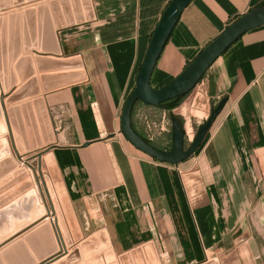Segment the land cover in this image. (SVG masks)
<instances>
[{"label": "crops", "instance_id": "crops-1", "mask_svg": "<svg viewBox=\"0 0 264 264\" xmlns=\"http://www.w3.org/2000/svg\"><path fill=\"white\" fill-rule=\"evenodd\" d=\"M171 1L34 0L0 9L6 23V72L16 75L6 91L0 83V97L7 101L24 87L27 93L13 106L3 101V115L8 113L11 120V112L17 111L30 143L44 139L39 116L48 117L56 141L50 154L79 231H74L67 215L68 222L63 216L61 223L58 220L69 256L77 252L69 264H112V256L122 264L124 255L130 264H200L214 259L219 264L236 259L240 264H264V25L244 33L205 73L201 82L207 114L222 99L227 102L196 157L176 166L161 163L121 133L123 106ZM50 2L58 3L63 28L55 27ZM263 2L192 0L161 53L151 87L170 83L228 26ZM42 7L52 21L51 39L38 24L44 20L39 16ZM26 9L35 11L36 23L37 47L29 51L23 38ZM13 15H19L21 48L11 63L8 27ZM18 73L30 75L19 84ZM50 112L64 118L57 137ZM27 117L35 124V137ZM186 127L187 132L193 130ZM72 201L86 215L90 234H84ZM99 231L106 232L110 245L97 252L101 240H93L88 257L82 244ZM240 231L239 237L230 239ZM220 245L228 251L224 261L210 256Z\"/></svg>", "mask_w": 264, "mask_h": 264}, {"label": "water", "instance_id": "water-1", "mask_svg": "<svg viewBox=\"0 0 264 264\" xmlns=\"http://www.w3.org/2000/svg\"><path fill=\"white\" fill-rule=\"evenodd\" d=\"M25 1L34 0H0V9H7L12 5L18 6ZM191 1L192 0H172L168 5L151 37L148 50L136 77L135 88L127 98L121 115V133L126 140H128L136 149L140 150L144 154L161 163L174 166L188 159L202 146L213 123L225 106L227 98L222 99L216 108L211 109L208 119L199 128L188 148H185L186 129L176 117H172V149L170 151L160 150L147 143L143 137L133 129L132 109L134 104L137 101H140L148 106L159 107L162 103L195 91L200 80L213 63L220 56H222L244 33L264 25V5H262L242 15L238 20L228 26L217 38H215L199 53V55L179 76L173 79L170 83L162 88L153 89L150 83L153 71L181 14ZM64 2L65 0H62V3ZM49 7L50 9L48 12L50 13V16L52 15L55 19V27L59 29L63 28L65 26V21L60 15L58 3L56 4L54 2H50ZM39 11V16L42 17L44 15V20L39 19L38 24L41 29H44V34L50 37V35H53L54 30L52 21L48 18L47 8L44 9L42 7ZM23 18V38L25 50L29 51L36 49L37 38L35 32V11L31 9L24 10ZM72 22L73 21L68 18L67 24L71 25ZM19 26V15H13L10 17L8 27V44L11 63L15 61L14 58H16L19 54L21 48ZM46 38L47 37H45V39ZM42 42L43 41L40 39L41 44ZM5 44L6 23L0 18V83L4 91L11 88L16 79V75L13 70H10L7 76L4 60ZM40 48L42 49L43 46ZM41 52H44L43 49ZM20 63V60L17 61V68L20 66ZM29 75L21 77L18 73L19 84H22ZM76 80H78V77ZM25 89V87L20 88L6 101V105L25 98L27 96ZM0 100L2 101L3 97H0ZM16 112L15 110L11 112L12 115L10 123L13 134L17 142H19V146H22L23 149H27L28 141H26L27 135L23 126V119H21L19 114H16ZM39 117L42 124L44 139L48 144L53 140V133L49 129V120L48 117L43 114H40ZM25 119L27 121V126L30 129V135L35 137L36 127L34 122L31 120V117H27ZM5 131L6 124L0 104V135L4 134ZM6 142L7 141L0 139V148H2L3 151H0V159L8 153L7 148L9 149V145H7L8 142ZM33 144L35 146H39L41 143L40 141H36L34 139ZM87 145L88 143L84 144L85 147ZM50 150L51 149H48V152H50ZM50 153L49 158L51 160L52 173L57 181L58 189L60 190L64 210L74 231L79 233L70 200ZM11 165L14 166V164H11L8 160L6 162L1 161L0 176L3 175L1 173L5 170V168H9ZM20 177L21 173L18 172L16 175L13 174L12 177L0 181V264H37V262H40L39 264H51L61 258L65 259H61L62 261H59L57 264H69L75 257L77 258V252H72L70 256L68 253H65L64 255L60 253L57 254L58 246L53 238L49 226L47 224L38 227L33 225V221H36L35 219L40 217L39 215L42 211L39 210L36 212V206L38 207V203L36 204L35 202L36 206H34V203L32 204L31 201L28 200L30 199L29 197L25 195L20 197L28 189V184L23 183L22 185L15 186L3 193L10 182L13 183ZM17 197L20 198L18 199ZM95 239L101 240V242H99V250H97V252L107 249L110 245L105 231L95 233L90 239L82 244L85 252H88V257L93 253V251H89V246L90 244H93V240ZM110 255L111 252L108 253L109 257H111ZM111 259L112 264H116L113 256ZM128 259V255H124L120 258L122 264H130ZM200 264L219 263L216 259H214Z\"/></svg>", "mask_w": 264, "mask_h": 264}, {"label": "rangeland", "instance_id": "rangeland-1", "mask_svg": "<svg viewBox=\"0 0 264 264\" xmlns=\"http://www.w3.org/2000/svg\"><path fill=\"white\" fill-rule=\"evenodd\" d=\"M0 12H4V11L0 10ZM203 86L204 85L202 84V82H200L197 85L195 91L189 93L188 96L182 102V104L178 108L173 110L172 112L160 109L158 107L157 108H150L148 106H145L144 103L139 101L136 104L137 105L136 111L134 113L135 127L138 131V134L143 136L144 138H146L148 141H150L158 149L170 151L172 149V121L171 120H172V117H176V118L180 119V121L182 122V125L186 129L185 148H188L190 146L191 142L193 141L195 135L197 134L199 128L205 123L206 119H208L209 114H210V113L207 114L208 108L205 105L207 103V95L204 92ZM198 90H199L200 94L198 93L199 96L196 97V93L198 92ZM1 95H3V94H1ZM3 101H6V97H4ZM13 104L14 103H12V106H13ZM2 105H3V102H2ZM199 111H202V113L203 112L206 113V115H204V113H203V116H200V117L196 116L197 112H199ZM50 114H51V112H50ZM205 117H207V118H205ZM50 118H51V122L53 125L55 136L57 137L58 134H60L63 130V119L64 118L62 117V119L61 118L57 119L56 115H52V114L50 115ZM187 125H190L193 130L187 132V127H186ZM7 132H8V129H7ZM7 132L4 133L5 135L4 134L0 135V139L5 138L7 141H9ZM210 133L211 132L208 133L207 138L205 139V142H203L202 146L192 155V157H196L199 154V151L202 149L203 145H205L208 142V140L210 139V136H211ZM55 142L51 141V145L46 146L44 148L42 147V149L36 150L34 152H30V153H28V152L24 153L22 151L23 150L22 146H19V149H20L19 155L21 156V158L24 161H27L30 165H32L33 167H37V171L42 169V175H44V178H46L45 181H46L47 186L51 192V196H52L51 198L53 199L52 200L53 201V207H54L55 213H56L54 215V217L55 218L57 217L59 222L61 223L62 216L67 221V217L65 214L66 212L64 211L63 203L61 201L60 190L58 189L57 181H56V179L52 173L51 160L49 158V154L47 153L48 150H46V149H51L50 150V152H51L56 145ZM44 143H46L45 140H44ZM29 144H31L30 148L34 147L33 142H31ZM32 149H34V148H32ZM7 150H8V153H6V155L0 159V163H1V161L6 162L8 160L11 164L13 163L14 166L11 165V166H9V168L8 167L5 168V170L1 173L3 175L0 176V181H3L6 178L12 177L13 173L15 172L14 168L19 169L18 167H16L17 162L16 163L14 162V161H16L15 157L14 158L12 157L14 159V161H13V159H11V157L9 156L10 155V151H9L10 149L7 148ZM0 151H2V148H0ZM11 155H12V153H11ZM14 155H15V153H14ZM39 155L41 157H39ZM28 173L33 180L32 173L29 169H28ZM42 175L37 172V176L39 177V179ZM20 180L21 179L19 178L18 180H16L13 183L10 182V184L3 191V193L14 188L15 186L22 185L23 182H21ZM32 188H33L32 190H35V192L37 193L38 198H39L40 203H41L42 202L41 196L39 195L38 191L34 188V186ZM23 196L24 195H21L20 197H23ZM20 197H17V198L19 199ZM252 198H253V195H252ZM72 204H73L77 219H78V221H79V223H80V225L84 231V234L85 235L90 234L92 231V228L90 226H88V221L85 218L86 215L82 212L81 206H78V208L76 209L73 201H72ZM41 207L43 209L42 215H44L45 214V206L42 204ZM33 222H36V221H33ZM241 233H242V231L237 232L235 234L234 233L231 234L230 239L232 238L233 240H235L237 237H239V235ZM241 240L243 241V238ZM225 247H226L225 245L224 246L220 245V247L216 251L211 253L210 256L219 257L224 261V258L228 253V251L225 249ZM233 247H235V246H233ZM232 250H234V249H232ZM234 262L235 263H233V264H240L238 259H236Z\"/></svg>", "mask_w": 264, "mask_h": 264}, {"label": "bare ground", "instance_id": "bare-ground-1", "mask_svg": "<svg viewBox=\"0 0 264 264\" xmlns=\"http://www.w3.org/2000/svg\"><path fill=\"white\" fill-rule=\"evenodd\" d=\"M2 102H3V100L2 101L0 100V104ZM10 105H12V103ZM1 108H2V106H1ZM2 111H3V108H2ZM7 114H5V117L4 118H5V123H6L7 129H8V132H7L8 133V139H9V141L11 143L9 141H7L6 139H2V140H6L8 142L9 149H10V153H11V151L12 152L14 151L13 154L15 153V159H16V161H14V160L13 161L15 163L17 162L16 163V167H17V164L18 165H21L19 169L14 168L15 169V172L13 174L16 175V173H18V172L21 173V177H20L21 180L20 181L23 182V183H27L28 184V189L22 195H25V196L29 197L30 199H28V200H30L32 204L34 203L33 204L34 206H36L35 205V202H36V204L38 203V207L36 206V212H38L39 210L42 211L40 213V215H39L40 217H37L38 218V219L36 218L37 220L35 219L36 222H34L33 225L36 226V227H38V226H43L44 224H47L49 226V228H50V230L52 232L53 238H54V240H55V242H56V244L58 246L57 254L60 253V254H63L64 255L65 253H68V247H67V245L65 243L64 236L62 234L61 227H60V224L58 222V218L57 217L56 218L54 217V215L56 213H55V209L53 207V201H52L53 199L51 198L52 197L51 196V192H50V190H49V188L47 186V183L45 181L46 178H44V175H42V169L39 168L40 170L37 171V167H33L27 161H24L21 158V156L19 155V150L20 149H19V147H16V146H19V142H17V140L15 142V139L16 138L14 137L13 130H12V126H11V123H10V118H9V116H7ZM41 138H44V137H41ZM41 141H42V143L40 142L41 143L40 146H35L34 145V147H31V148H30L31 144H29L30 142H28L27 149H23L22 151L24 153H26V152L30 153V152H34L36 150H40V149H42V147L44 148L46 146L51 145V142L48 143V144L44 143V139L41 140ZM16 143H17V145H16ZM11 145H12V147H11ZM12 148H13V150H12ZM32 148H34V149H32ZM46 150H48V149H46ZM47 153L49 154L48 151H47ZM39 157H41V156L39 155ZM11 159H13V158H11ZM28 169L32 173L33 180H32L31 176L28 173ZM37 172L42 175L40 177V179L37 176ZM27 175H28V178L29 179L27 178ZM33 186L38 191L39 195L41 196V199H42L41 200L42 201L41 203H40V200H39L38 195L35 192V190H32V187ZM42 204L45 206V214L44 215H42L43 214V209L41 207ZM55 255H53V256H55Z\"/></svg>", "mask_w": 264, "mask_h": 264}, {"label": "trees", "instance_id": "trees-1", "mask_svg": "<svg viewBox=\"0 0 264 264\" xmlns=\"http://www.w3.org/2000/svg\"><path fill=\"white\" fill-rule=\"evenodd\" d=\"M262 5H264V2H263L260 6H262ZM204 77H205V74H204V76L202 77V79L200 80V82L204 79ZM200 82H199V83H200ZM213 86H214V84L211 82V92H212V88H213ZM188 94H189V93H188ZM188 94H187V95H184V96H182V97L175 98V99L170 100V101H168V102L162 103L158 108L163 109V110H166V111H169V112H172L173 110H175L176 108H178V107L182 104V102H183L184 99L188 96ZM138 102H139V101H137V102L134 104V106H133V109H132V117H133L134 108H135V106H136V104H137ZM177 119L180 121L179 118H177ZM180 122H181V121H180ZM181 124H182V122H181ZM132 127H133V129L138 133V131H137L136 128L134 127L133 122H132ZM142 137H143V136H142ZM143 139H144L147 143L153 145V144H152L150 141H148L146 138L143 137ZM153 146H154V145H153ZM163 151H165V150H163Z\"/></svg>", "mask_w": 264, "mask_h": 264}]
</instances>
